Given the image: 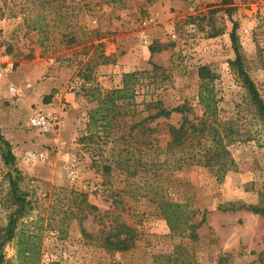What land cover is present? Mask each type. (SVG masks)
Masks as SVG:
<instances>
[{
    "label": "rangeland",
    "instance_id": "374dc122",
    "mask_svg": "<svg viewBox=\"0 0 264 264\" xmlns=\"http://www.w3.org/2000/svg\"><path fill=\"white\" fill-rule=\"evenodd\" d=\"M232 1L0 0V49L16 65L41 62L74 94V104L59 110L71 126L57 132L56 145H43L44 162L29 163L23 155L28 142L12 144L0 134V228L13 220L19 231L41 219V264H172L166 256L181 248L189 264H264V117L251 103L230 40L235 23L242 70L264 101V0ZM142 31L149 36L145 44ZM136 44L144 47L148 70L134 71L137 97L127 112L135 114L123 115L108 136L89 138L88 113L96 107L91 90L121 87L108 82L106 68ZM202 69L234 162L219 181L214 169L191 165L185 151H166L168 129L181 114L139 125L156 108L186 106L190 119L201 117ZM8 150L20 173L16 191L25 200L12 219L18 206L11 198L12 166L4 163ZM72 168L75 179L68 175ZM154 194L187 204L192 223L203 220L195 239L173 234ZM128 234L129 250L106 249V237ZM0 253L1 264H15V241H6Z\"/></svg>",
    "mask_w": 264,
    "mask_h": 264
},
{
    "label": "trees",
    "instance_id": "16d2710c",
    "mask_svg": "<svg viewBox=\"0 0 264 264\" xmlns=\"http://www.w3.org/2000/svg\"><path fill=\"white\" fill-rule=\"evenodd\" d=\"M113 2H122L123 0H112ZM232 0H224L225 5L232 4ZM234 8H226V14L230 17ZM232 30L230 32V40L232 48L235 53V63L245 84L248 94L250 95L251 103L254 105L258 114L264 117V101L260 98L255 85L242 70L241 56L239 53V46L237 42L236 30L237 24L232 23ZM200 72L201 86L200 94L198 96V105L202 108L201 117L188 116L189 109L186 106H180L171 110L165 108H156L157 112L154 115H148L139 125L152 121L160 117L168 118L173 113L181 114V121L178 126L169 127L170 141L166 146V151L177 150L185 151L187 161L191 165L203 166L214 169L216 181L221 180L222 176L231 170L234 166L233 159L227 146L230 144L228 140L229 134L225 130H221L216 126L218 117V99L214 94V90L209 82L205 81L202 72ZM138 73L123 74L121 80V87L112 90H102L99 87H94L91 90L93 102H96V107L89 111L87 122V135L89 138H101L108 136L115 129L119 130V124L122 116L127 115L129 107L135 106V99L137 97L136 87L139 85ZM129 113L128 115H134ZM121 117V118H120ZM135 127V125L133 126ZM151 131V130H149ZM1 138V137H0ZM2 139V138H1ZM8 145V144H6ZM16 157L10 150L4 154V163L11 165L12 170L9 174L11 181V198L12 204L18 206L17 210L11 215V219L15 214L24 209L25 200L16 191V182L20 179V173L15 167ZM105 171L110 169L109 166H104ZM15 174L16 176H12ZM166 221L168 228L173 234L193 240L196 238L194 234L196 228L201 225L203 220L198 224L191 222L192 213L188 209L187 204L174 202L164 196L152 197ZM256 209V208H255ZM260 210V209H259ZM264 211V209L260 210ZM42 220L32 222L31 228L23 225L22 230H15V221L9 223L7 228H0V251L2 250L6 241H15V264H41L42 261ZM128 230L124 225L121 226ZM129 232V230H128ZM106 249L112 251H127L133 246V236L131 234L121 238L118 235L108 236L104 239ZM188 252L181 248V252L175 250L172 254L166 256L168 263L172 264H189ZM4 260V255L0 253V264ZM8 263V261H7ZM218 264H223L219 260Z\"/></svg>",
    "mask_w": 264,
    "mask_h": 264
},
{
    "label": "crops",
    "instance_id": "0c3cea01",
    "mask_svg": "<svg viewBox=\"0 0 264 264\" xmlns=\"http://www.w3.org/2000/svg\"><path fill=\"white\" fill-rule=\"evenodd\" d=\"M112 47L113 49H110L109 52L116 51V48ZM143 48L136 44L134 48L126 50L122 62L118 61L106 68L111 74L107 78L110 79L108 81L110 84L114 82L115 87L116 85L120 86L122 73L148 70V64L144 61L146 52ZM140 55L142 56L140 57ZM130 57L133 60H130ZM10 86L15 87L19 93L16 99L11 98L8 91ZM73 101L74 94L62 88L53 73H48L44 64L37 60L20 63L7 78L0 80V134L4 135V138L12 144L28 142L27 151L43 154L47 158L48 154L43 145H56L59 141L58 135L48 137L35 135L34 132L29 131L32 129L29 128L28 121L22 124V114H29V118L34 106L52 105L54 111L62 119V124L57 132H62L64 129H69L71 123L69 116L65 113L61 115L59 110L64 103H73Z\"/></svg>",
    "mask_w": 264,
    "mask_h": 264
},
{
    "label": "built area",
    "instance_id": "2783aa9c",
    "mask_svg": "<svg viewBox=\"0 0 264 264\" xmlns=\"http://www.w3.org/2000/svg\"><path fill=\"white\" fill-rule=\"evenodd\" d=\"M152 22L153 19L149 18L145 23L151 24ZM148 40V33L146 31H142L140 33L141 43L145 44L148 42ZM15 67L16 64L12 56H10L5 50L0 49V80L7 78L15 70ZM8 91L11 94L12 99H16L19 95L17 89L13 86H10ZM27 121L29 127L32 130L36 131L37 134L44 136L49 134L56 135V132L59 130L62 124L60 115L54 111V106L52 105L47 107L34 106ZM23 155L29 163L44 162L46 160L45 155L32 151H26ZM68 175L72 179H75L76 170L73 168L70 169Z\"/></svg>",
    "mask_w": 264,
    "mask_h": 264
}]
</instances>
